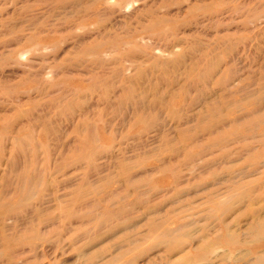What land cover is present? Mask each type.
I'll return each instance as SVG.
<instances>
[{
	"label": "rangeland",
	"instance_id": "374dc122",
	"mask_svg": "<svg viewBox=\"0 0 264 264\" xmlns=\"http://www.w3.org/2000/svg\"><path fill=\"white\" fill-rule=\"evenodd\" d=\"M0 264H264V0H0Z\"/></svg>",
	"mask_w": 264,
	"mask_h": 264
}]
</instances>
